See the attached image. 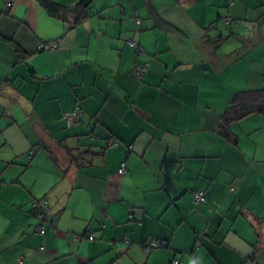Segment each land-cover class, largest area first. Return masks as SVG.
Returning <instances> with one entry per match:
<instances>
[{"label": "crops", "instance_id": "obj_1", "mask_svg": "<svg viewBox=\"0 0 264 264\" xmlns=\"http://www.w3.org/2000/svg\"><path fill=\"white\" fill-rule=\"evenodd\" d=\"M78 11L0 0V264H264V115L219 128L233 94L264 87V0Z\"/></svg>", "mask_w": 264, "mask_h": 264}, {"label": "trees", "instance_id": "obj_2", "mask_svg": "<svg viewBox=\"0 0 264 264\" xmlns=\"http://www.w3.org/2000/svg\"><path fill=\"white\" fill-rule=\"evenodd\" d=\"M37 1L42 6H44L46 9H48L50 11H58L61 9V10H63L64 14H68V13H72V12L73 13L77 12L78 8L83 9V10L86 9L88 4L92 0H80L75 5H73L72 7L71 6L63 7V6L58 5V4H56L50 0H37ZM8 2H11V1H8ZM136 17H138L137 14H136ZM134 18H135V16H134ZM230 20H231V18H230ZM226 22H230V21H226ZM134 42H136V41H134ZM134 73H135V71H134ZM142 77H140V78H142ZM252 114L264 115V87L260 88V89H255V90L238 91L232 95L226 110L224 111V113L221 115V118H220V122H219L220 133H222L225 136H229L228 127L231 123L237 122V121H239V120H241V119H243L249 115H252ZM232 140L234 142H236L237 137H234ZM112 144L116 145V142H112L111 145ZM232 190H233V187H230V191H232ZM191 193H193V191ZM203 195H204V192H203ZM192 197H193V194H192ZM204 198H205L204 201L201 203H204L206 201L205 195H204ZM33 202H37L38 205L45 202L46 206H47V210L42 212V214H38L37 210L32 206ZM201 203H197V204H201ZM30 212L34 217L37 218L38 224L42 226V231L46 228L47 225L48 226L54 225L53 221L48 220V217H47L49 212H50V205H49V202L46 198H42L39 200L32 201V203L30 204ZM37 215H39L40 217H37ZM84 236L85 237H82V238H84L86 240L91 241L94 239L93 233H89V234L84 235ZM79 238H81V237H79ZM163 246H164V243L158 249L162 248ZM141 248L143 249L142 246H141ZM158 249H149L147 251L158 250ZM172 260H176L178 262V264H181L180 261L176 258H172L169 264L172 263Z\"/></svg>", "mask_w": 264, "mask_h": 264}, {"label": "built area", "instance_id": "obj_3", "mask_svg": "<svg viewBox=\"0 0 264 264\" xmlns=\"http://www.w3.org/2000/svg\"><path fill=\"white\" fill-rule=\"evenodd\" d=\"M11 2L7 3V6H10ZM135 18V22L139 23V18L136 17V14L134 15ZM226 21H229V18H226ZM128 44L134 48V51L136 54H140L143 51V48L136 42H134V40H129ZM57 47V41H49V42H42L38 45L37 50L42 52V51H46V50H52V49H56ZM149 67V62H145L142 63L141 65L137 66L135 68V73L137 76L142 77L146 74L147 70ZM81 117V108L80 106H77L75 108V110L72 113H68L65 115V119L69 122V123H74L80 120ZM113 146L115 144H112ZM126 171V167L124 163H121L118 172L119 173H125ZM193 201L197 204V203H201L204 201V195L202 191H193ZM32 206L37 210L38 214H42V212H44L45 210H47V206L46 203L43 202L40 205H38L37 202H33ZM37 217H40L39 215H37ZM36 231L42 233V226L41 225H37L36 226ZM162 246V242L160 241H155V240H150V241H146L142 244V247L145 251L149 250V249H158L159 247ZM171 264H178V262L176 260H172Z\"/></svg>", "mask_w": 264, "mask_h": 264}]
</instances>
